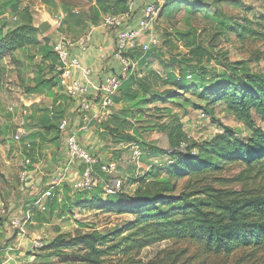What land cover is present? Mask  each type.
Wrapping results in <instances>:
<instances>
[{"label":"trees","instance_id":"obj_1","mask_svg":"<svg viewBox=\"0 0 264 264\" xmlns=\"http://www.w3.org/2000/svg\"><path fill=\"white\" fill-rule=\"evenodd\" d=\"M200 2L202 0H166L161 17H170L184 5L196 10ZM216 9L223 15L220 7ZM3 10L2 13L25 12L28 20L8 30L5 26L0 27V60L21 49L33 48L42 62L34 89H51L59 85L56 74L59 59L53 50L50 35L41 34L35 25V18L27 9L21 8L19 1H5ZM65 10L64 29L70 31L72 25L78 24L85 30L89 19L98 24L102 14L129 10V0H96L90 14ZM231 30L242 39L250 37L264 42V13L255 15L254 19L244 17L242 22L234 21ZM220 36L228 37V33L223 29L213 33L206 45L201 35H197V29L188 24L185 29L166 31L161 45L147 53L140 48L126 53L138 60V67L123 78L111 113L101 121L102 130L108 132L104 135H109L119 145H144L151 154L167 155L171 161L164 167L159 164L148 167L142 176L132 175L128 182L136 184L133 194L122 188L118 194H110L105 199L103 183L92 191H74L66 183L60 193L61 198L55 192L47 200V209L51 214L59 210L60 215H65L73 213L74 209L80 211L87 208L132 213L135 220L113 235L97 229L77 231L75 235L59 234L41 247L49 252L38 264H51L53 257L60 259L59 264H143L133 253L139 254L144 247L165 240L196 242L206 253L229 255L241 248L264 252V128L258 127L256 122V117L264 122V73L252 71L244 60L231 61L227 51L215 53L214 46ZM181 46L187 49L186 53L182 56L170 53L169 59L173 63L168 67L164 54ZM153 57L168 67L166 76L153 69ZM214 59L220 60L224 69L222 73H210L205 67V62ZM44 65L50 75H44ZM171 65L174 67L171 68ZM192 66L198 69L190 71ZM161 79L176 91L165 96L156 91ZM180 91L199 94L207 102L206 106H200L204 110L210 104L224 102L236 119L248 126L252 133L241 137L236 130L223 126L221 133L192 144L178 117L167 114L168 109L157 105L147 107L152 102L168 101L170 97H176L175 94H181ZM64 112V107L56 103L52 109L31 112L43 138L52 132L56 138L60 137L59 124ZM140 113L149 118L143 120L137 116ZM166 115H170V119L163 121ZM143 122L146 125L142 126L148 130L167 132L170 141L168 149L143 140L139 125ZM35 136L34 133L29 135L32 141ZM182 143L187 144L185 150H182ZM29 157L32 162L30 168H33L36 160L34 156ZM230 165L246 167L241 173L243 184L239 188L222 184L227 181L222 179V172ZM162 169H166L165 173ZM100 175L103 181H107L105 173L100 172ZM184 177H188V183L179 190V180ZM125 231L128 233L122 235ZM115 255L120 257L114 259ZM158 264H179V261L174 253H168Z\"/></svg>","mask_w":264,"mask_h":264},{"label":"rangeland","instance_id":"obj_2","mask_svg":"<svg viewBox=\"0 0 264 264\" xmlns=\"http://www.w3.org/2000/svg\"><path fill=\"white\" fill-rule=\"evenodd\" d=\"M5 1L7 0H0V27L5 26V30H8L28 20V17L24 15L25 12L23 14L2 13ZM17 1L20 2L21 8L27 9V12L31 13L35 19H43L46 14H49L48 12L54 16L60 10L66 13L65 9H82L83 6V2L78 0ZM199 5L200 7L196 10L191 6L184 5L170 17H161L160 15L157 25L159 36L162 38L166 31L185 29L190 24L197 29V35H201L205 44L208 45L212 34L223 29L228 33V37L220 36L214 46L215 53L217 51L222 53L227 51L231 61L244 60L252 71L264 73V42L253 40L250 37L242 39L231 30L234 21L242 22L244 17L254 19L255 15L264 13V2L262 0H202ZM216 7L221 8L223 15L217 12ZM64 30L63 28L62 31ZM55 33L56 31L52 29L47 34L53 38ZM186 50L185 47L181 46L178 50L174 49L172 52L165 53L164 61L168 62V67L172 62L169 59L171 54L182 56L186 53ZM152 60L153 69L166 76L168 67L161 64L157 57H153ZM41 63V56H37L33 48L21 49L0 60V218L3 222L0 229V258L5 259L6 252L12 255H15L16 252L17 255H19V252H23L22 259L18 258L21 260L20 264H38L49 252L42 248L33 249L34 241L40 240L46 245L59 234L75 235L77 231H89L91 229L113 235L119 229L128 227L135 220L132 213L87 208H82L80 211L74 209L73 213L67 212L65 215H60L59 210L51 214L49 209L43 211L39 208L36 204V190L32 189L29 186L30 184L28 186L24 184L22 172L24 161L29 156L37 155L34 160L41 165L39 168L41 172L36 171L29 183L33 180L34 184L38 182L45 187L46 180L50 177L52 171L57 170L59 167L56 165L55 159L50 158V149L46 147L50 143L53 145L52 143L59 138H56L53 132L50 134L51 138L46 136L43 138L42 130L31 116V112L35 109H47L52 104V99L44 95L45 90L43 88L34 89L37 84L35 78L39 74ZM204 64L210 73H222L224 71L220 60L214 59ZM43 67L46 68L45 65ZM172 67L174 66L171 65ZM197 69L196 66H192L189 70L194 71ZM44 71V75L51 74L48 68ZM155 89L164 96L176 91L175 88L170 87L162 79ZM180 93L175 94L176 97H170L168 101L152 102L147 107L154 108L157 105L168 109L167 114L170 113L171 116L178 117L190 139L189 142H192V144L210 139L215 134L221 133L224 131L223 126L236 130L241 137H248L252 133L248 126L236 119L224 102L210 104L207 106V110H204L200 106H206L207 102L199 94L191 91H180ZM143 115V113H140L137 116L143 120L149 118ZM170 115H166L163 121H168ZM256 122L258 127L264 128V122L259 117H256ZM102 123L96 121L93 125L98 129L93 133L97 136L94 152L99 159L118 163V171L114 175L123 180V189L128 193L133 194L136 188V184L128 182L132 175L142 176L144 171L152 165L159 164L164 167L167 163H170L171 159L167 155L151 154L144 145L137 143L119 145L109 135H104L108 132L100 131L104 129ZM139 125H141L143 140L162 149L169 148L170 141L166 131L148 130L149 128L142 126L146 125L145 122ZM75 127L79 128L81 124L77 122ZM91 128L94 130V127ZM5 129L7 133H5ZM32 133L36 135L34 141L29 137ZM17 134L21 135V139L16 138ZM80 140L84 144H89L87 142L89 139H86V137L82 136ZM61 143L62 141L60 142L62 146ZM136 151L138 153H135ZM245 168V165H230L222 172V179L227 180L222 184L231 188H239L243 184L241 173ZM165 170L162 169V173H165ZM112 178L113 176L108 175L107 182H111ZM187 181L188 177L179 180V190H182L184 185L188 183ZM54 191L59 198L62 197L61 190L55 189ZM108 195L110 194L104 193L103 197L108 199ZM14 215H17L25 224L23 231L10 224V218ZM81 222L88 226L83 227ZM126 233L128 231H125L122 235ZM117 238L119 239V237ZM168 253H174L179 264L191 262L195 264H264V252L260 249L241 248L229 255L206 253L200 249L199 244L196 242H177L174 240L160 241L146 246L139 254L134 252L133 255H136L135 257L143 264L153 262L158 264ZM113 257L117 259L120 255ZM59 261V258L53 257L51 264H59Z\"/></svg>","mask_w":264,"mask_h":264},{"label":"built area","instance_id":"obj_3","mask_svg":"<svg viewBox=\"0 0 264 264\" xmlns=\"http://www.w3.org/2000/svg\"><path fill=\"white\" fill-rule=\"evenodd\" d=\"M131 1L134 2L135 0ZM165 2L166 0H150L136 9L129 7L127 11L109 13L103 16L102 25L115 31L116 48L114 56L122 65V73L112 72L103 77L101 81L89 80L91 73L89 68L82 69L84 78H77L73 75L75 70L80 69V61L78 57L71 54V47L74 43L81 46L89 45L91 35L87 34L74 40L67 32L62 31L67 14L60 10L51 17L55 24L53 29L56 31L53 37V50L59 59L56 66L57 78L59 85L66 94L77 102V112H88L96 101L101 109L98 117L101 120L108 118L114 104V97L122 85L123 78L129 72H135L138 67V60L126 55V53L135 48H140L143 53H147L159 47L162 43V38L157 33V25ZM91 121V117L85 115L80 123L81 131L89 132ZM59 132L64 139L68 160L65 165H59L58 169L49 177L45 187L42 184L37 187L36 182L35 184L32 183L33 180L29 183L32 175L36 172V168L35 166L30 168L32 164L30 157L24 161L22 179L25 182L24 184L27 186L30 184L29 186L36 190V204L41 210L47 209V200L54 195V190L59 189L62 191L66 183L70 184L74 191H92L100 183L104 184L105 192L108 194H118L122 191L123 180L114 175L118 171L116 161H102L99 159L94 152L95 145L93 143H82L78 132L71 130L70 119L63 118L61 120ZM16 138L21 139V135L17 134ZM186 146V143H182V150H185ZM135 153H138V151ZM100 172L105 173L107 176H113L111 182L103 181ZM10 224L15 228L24 230L25 224L17 215L10 218ZM2 225L3 222L0 218V229ZM32 246L33 249L41 248L44 243L37 240L34 241Z\"/></svg>","mask_w":264,"mask_h":264},{"label":"crops","instance_id":"obj_4","mask_svg":"<svg viewBox=\"0 0 264 264\" xmlns=\"http://www.w3.org/2000/svg\"><path fill=\"white\" fill-rule=\"evenodd\" d=\"M79 2H83L82 9H73L74 12H84V13H91V7L96 6V0H78ZM150 0H135L132 2L129 0V7L130 8H138L143 5V3H146ZM50 17H52V14L48 12ZM104 14L101 15V20L103 18ZM101 20L98 24H94L89 21L87 22V27L84 30L82 25L74 24L71 26V30H64L67 32L70 36L73 37L74 40L84 37L87 34L91 35L90 44L87 46H81L78 43H74L71 47V54L73 56L78 57L80 61V69H77L74 71L73 75L77 78H84V75L82 73L83 68H89L91 70V73L89 75V80L91 81H101L103 77L106 75L115 72L118 74L122 73V65L118 59L114 56L115 48H116V36L115 31L113 29L106 28L102 25ZM64 28V27H63ZM52 40H54L52 38ZM44 95L49 96L50 99H52V104L48 109H52L54 104L61 105L64 107V118H68L71 121V130L78 132L79 139L83 136L86 137L87 142L93 143L96 148L95 141H97V136L94 135V131H97V127L93 126L94 122L102 121L98 115L99 111L101 110L99 107V103L96 101L92 104L91 109L88 112H82L79 113L76 111L77 108V102L70 98L64 91V89L57 85L51 89H44ZM85 115H89L91 117V123H90V130L89 132L81 131V127L76 128V123L79 122V124L82 122V118ZM91 127H94V130H92ZM100 131H103L102 129ZM60 135V134H59ZM46 137H50V134ZM62 141V146L60 145V142ZM47 142V141H46ZM51 143L49 145H46L48 149H50V158L53 160L55 159L56 165H65L67 163L68 157H67V151L64 143L63 137L60 135L59 139L55 141L54 143ZM60 145V147H58ZM60 148V149H59ZM37 154V153H36ZM35 155L34 157H36ZM102 161H105L101 158ZM36 171H40V163L35 162L34 164ZM39 169V170H38ZM55 172L52 171L50 176ZM39 179V178H38ZM41 179V178H40ZM47 179V178H46ZM49 180V178L46 180V182ZM33 183V182H32ZM39 187V183L36 182ZM21 235V234H20ZM23 242V241H22ZM12 249V248H11ZM15 255L10 254L9 252H6V258L1 259L0 264H20L22 259L23 252H19V255H17V252L14 253Z\"/></svg>","mask_w":264,"mask_h":264},{"label":"water","instance_id":"obj_5","mask_svg":"<svg viewBox=\"0 0 264 264\" xmlns=\"http://www.w3.org/2000/svg\"><path fill=\"white\" fill-rule=\"evenodd\" d=\"M35 25L43 35L47 34L55 26L50 15H45L43 19H35Z\"/></svg>","mask_w":264,"mask_h":264}]
</instances>
